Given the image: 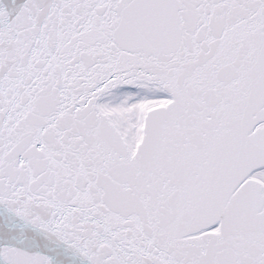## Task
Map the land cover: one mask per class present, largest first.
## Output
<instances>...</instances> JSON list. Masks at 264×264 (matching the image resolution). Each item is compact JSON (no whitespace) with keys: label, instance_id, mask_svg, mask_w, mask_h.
I'll use <instances>...</instances> for the list:
<instances>
[{"label":"snow or ice","instance_id":"snow-or-ice-1","mask_svg":"<svg viewBox=\"0 0 264 264\" xmlns=\"http://www.w3.org/2000/svg\"><path fill=\"white\" fill-rule=\"evenodd\" d=\"M0 264H264V0H0Z\"/></svg>","mask_w":264,"mask_h":264}]
</instances>
